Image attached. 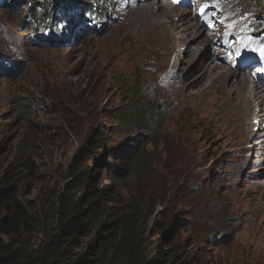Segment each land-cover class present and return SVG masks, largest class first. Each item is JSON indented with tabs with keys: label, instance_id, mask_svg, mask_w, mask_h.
<instances>
[{
	"label": "rangeland",
	"instance_id": "374dc122",
	"mask_svg": "<svg viewBox=\"0 0 264 264\" xmlns=\"http://www.w3.org/2000/svg\"><path fill=\"white\" fill-rule=\"evenodd\" d=\"M24 1L0 4V194L13 192L27 217L20 237L0 225V240L37 247L42 230H54L63 189L86 208L103 205L101 218L82 215L65 241L72 257L105 253V219L135 212L139 246L156 264H264V137L244 139L245 116L229 127L214 108L226 67L228 82L246 77L264 100V0H72L74 8L61 0L72 18L57 39L35 30ZM162 2L196 29L177 21L164 43L143 42L135 21L146 9L166 16ZM94 3L102 16L90 13ZM203 64L214 67L210 82Z\"/></svg>",
	"mask_w": 264,
	"mask_h": 264
},
{
	"label": "trees",
	"instance_id": "16d2710c",
	"mask_svg": "<svg viewBox=\"0 0 264 264\" xmlns=\"http://www.w3.org/2000/svg\"><path fill=\"white\" fill-rule=\"evenodd\" d=\"M40 0H25L24 4L28 3L26 7L27 12L30 14L35 30H49L51 36L60 37L62 36L64 30L69 29V26L65 24L71 20L72 16L66 9L61 8V0H51L45 1L41 0V7L43 10L40 12L38 7ZM67 1V5L70 4L72 8L79 4L76 2L74 5ZM105 2L104 0H94V2ZM91 4L87 7L91 8V14H95V17L102 16L105 7H97ZM77 4V5H76ZM58 5V6H57ZM111 6L112 4H107ZM56 23H61L60 26H56ZM80 23V22H79ZM77 23V24H79ZM91 31L96 30L95 26L91 23L88 25ZM139 93V89H137ZM137 96V94H136ZM127 118L120 117V122H125ZM101 137H97L93 142V147H89L87 153L98 152L95 149H100L102 146ZM80 155L78 152L75 156V161ZM141 158L136 157L135 161H139ZM134 163V162H133ZM135 164V163H134ZM81 167V168H80ZM75 168H79L78 173L79 179L88 171L85 164H80ZM3 182L5 179L11 178L9 168L4 172ZM92 179V177H90ZM116 181H114L115 183ZM82 184V183H81ZM77 186V184H76ZM103 187V185H101ZM74 189L75 187L69 188ZM101 190V188H100ZM99 189L93 188L88 190L91 197H95L97 191L101 192ZM0 194V204L2 205V210L5 212V218L0 219V225L4 230H13L16 237H20L21 227L24 224V220L27 217L25 209L21 206L19 202L12 196L13 192L9 189H4ZM57 197L59 198L57 204H54V218L56 220V225L54 230L43 229V240L37 247H32L28 243L19 241L17 243L3 242L0 240V264H120L123 262L125 264H156L159 260L152 258L148 260L143 254L140 242L141 226H139V215L135 212L130 214L120 215L117 218H106L104 222L105 235L103 236V244L108 245L105 253L99 252L95 259H89L86 255L81 254L77 257H72V252L68 251V247L65 246V241L69 238L75 236L79 229L85 224L82 215L87 214L92 220L96 218H101L102 204L99 199L90 203L86 208L85 200L83 197L75 198V193L67 192V190L61 189ZM135 214V215H134ZM108 216H111L108 215ZM114 217V216H112ZM171 223L168 221V224ZM114 224L113 231H109L110 226ZM118 227L120 229L119 235L116 234ZM104 245V246H105ZM68 260V261H66Z\"/></svg>",
	"mask_w": 264,
	"mask_h": 264
},
{
	"label": "bare ground",
	"instance_id": "6f19581e",
	"mask_svg": "<svg viewBox=\"0 0 264 264\" xmlns=\"http://www.w3.org/2000/svg\"><path fill=\"white\" fill-rule=\"evenodd\" d=\"M160 4L163 6V9L165 10L166 16L163 15L164 16L163 18H158L159 15H157V18H155L152 14V11L150 9H149L150 11L146 9L145 11L140 12L138 19L135 21L134 26L138 25L139 28L142 29V32L139 35H141L140 38L143 39V40L141 39L143 42L151 41L156 44L164 43L168 35L167 34L168 27H170L172 24L174 26V24L177 21H178L177 22L178 25L176 26L177 29L179 28L182 31L183 29L185 28L188 29L189 27L192 28L193 30L196 29V26L194 24L190 23L189 21H186L182 15L180 16L178 15L180 12L177 13L174 9V6H172L167 2L166 3L162 2ZM146 6H148V3H146ZM139 8L140 10H142L144 8V5H141ZM186 36L189 38H194L193 37L194 35L190 37L189 34H186ZM185 39L186 38L184 37L183 45H185L186 47H184L182 54L184 53L189 54L192 51L189 45L191 40L188 39L185 41ZM203 41L205 40L203 39ZM213 68L214 67H211V65L209 64L208 65L203 64L200 68L201 73L205 72L206 75H208V82H210V78H211L210 74L213 71ZM233 71L234 70L230 69L229 67L228 68L226 67L223 71H220L223 77H221L222 81L218 85H216L215 90H217L219 94H216V101L214 108L226 114V115H222L221 117H224L226 119V122L229 127L234 126L239 129L241 128V126L245 125L246 130L243 133L245 135L244 139L256 135L264 137V100L262 99L259 90L254 91V87L250 86L251 82H249V80L246 77H240L234 83H232V81L228 82L229 78L235 77ZM230 84L232 90L227 89ZM181 85L180 86L170 85L176 96L181 97L185 90V88H183ZM256 105L257 107H255ZM242 114L245 116L244 119L246 120L243 125L241 122H239L242 118ZM254 116H258L259 119L257 126L254 127V129H252L251 119ZM210 126L211 125H207L206 130H210L209 129Z\"/></svg>",
	"mask_w": 264,
	"mask_h": 264
}]
</instances>
